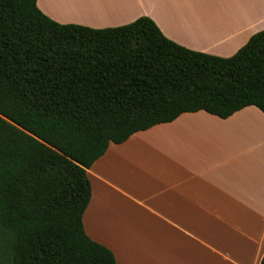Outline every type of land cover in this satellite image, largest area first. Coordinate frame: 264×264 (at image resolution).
<instances>
[{
	"label": "trees",
	"instance_id": "1",
	"mask_svg": "<svg viewBox=\"0 0 264 264\" xmlns=\"http://www.w3.org/2000/svg\"><path fill=\"white\" fill-rule=\"evenodd\" d=\"M250 104L264 111V30L225 58L148 16L93 28L0 0V264H117L83 226L87 169L110 142L185 111Z\"/></svg>",
	"mask_w": 264,
	"mask_h": 264
},
{
	"label": "crops",
	"instance_id": "2",
	"mask_svg": "<svg viewBox=\"0 0 264 264\" xmlns=\"http://www.w3.org/2000/svg\"><path fill=\"white\" fill-rule=\"evenodd\" d=\"M37 5L57 22L93 28L148 16L176 43L225 58L264 30V0H37ZM87 175L85 232L108 247L117 264L261 263L264 111L257 105L228 117L185 111L121 143L110 142Z\"/></svg>",
	"mask_w": 264,
	"mask_h": 264
},
{
	"label": "rangeland",
	"instance_id": "3",
	"mask_svg": "<svg viewBox=\"0 0 264 264\" xmlns=\"http://www.w3.org/2000/svg\"><path fill=\"white\" fill-rule=\"evenodd\" d=\"M116 237H114L115 239H117V240H120L121 241V236H119V235H115ZM109 237H111V236H109ZM112 238V237H111ZM113 239V238H112ZM132 257V254H130V258Z\"/></svg>",
	"mask_w": 264,
	"mask_h": 264
}]
</instances>
